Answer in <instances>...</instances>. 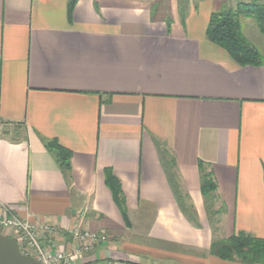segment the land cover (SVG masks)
I'll return each instance as SVG.
<instances>
[{
  "label": "crops",
  "instance_id": "1",
  "mask_svg": "<svg viewBox=\"0 0 264 264\" xmlns=\"http://www.w3.org/2000/svg\"><path fill=\"white\" fill-rule=\"evenodd\" d=\"M68 3L0 0V217L53 251L71 252L75 230L108 236L77 264H243L211 247L264 239V36L244 34L263 62L240 66L207 39L214 0H187L185 20L175 1L168 17L156 0ZM200 164L225 208L217 225Z\"/></svg>",
  "mask_w": 264,
  "mask_h": 264
},
{
  "label": "trees",
  "instance_id": "2",
  "mask_svg": "<svg viewBox=\"0 0 264 264\" xmlns=\"http://www.w3.org/2000/svg\"><path fill=\"white\" fill-rule=\"evenodd\" d=\"M79 0H69L68 11L71 15ZM187 0L179 1V11L182 20L186 18ZM252 18L256 21L260 33L264 36V5L253 1L241 3L236 9L226 11H214L206 31L207 39L223 48L231 58L240 66H260L263 59L260 53L252 47L243 32V19ZM170 24V23H169ZM49 148L55 153L57 161L62 169L70 168V152L53 142ZM201 193L208 205V212L220 219L225 212L222 207L214 212L217 185L211 171L200 164ZM107 186L113 193L116 204L125 211L123 193L119 181L110 170L106 171ZM191 217V216H189ZM211 253L225 261H239L243 264H264V239L255 238L246 233H238L229 238L216 239L212 243Z\"/></svg>",
  "mask_w": 264,
  "mask_h": 264
},
{
  "label": "built area",
  "instance_id": "3",
  "mask_svg": "<svg viewBox=\"0 0 264 264\" xmlns=\"http://www.w3.org/2000/svg\"><path fill=\"white\" fill-rule=\"evenodd\" d=\"M6 230L11 232L9 237L18 242L23 255L30 256L41 264H77L85 254L109 241L106 234L75 230L72 233L71 252L53 251L54 243L46 244L37 228L13 214L0 217V232ZM42 232L50 239L58 235V231L49 226L44 227Z\"/></svg>",
  "mask_w": 264,
  "mask_h": 264
},
{
  "label": "rangeland",
  "instance_id": "4",
  "mask_svg": "<svg viewBox=\"0 0 264 264\" xmlns=\"http://www.w3.org/2000/svg\"><path fill=\"white\" fill-rule=\"evenodd\" d=\"M157 3L154 6V11L158 16L168 17L171 12V2H177L179 6V1L181 0H156ZM204 0H198L201 2ZM216 2L218 11H226L236 9L237 6L241 3H250L253 1H258L264 5V0H214ZM203 3V2H202ZM243 31L244 34L248 37L251 44L258 45V38H261V34L257 29L256 21L252 18L243 19ZM215 207V206H214ZM212 208V212L216 211L215 208ZM217 217L213 216V222L217 225Z\"/></svg>",
  "mask_w": 264,
  "mask_h": 264
},
{
  "label": "water",
  "instance_id": "5",
  "mask_svg": "<svg viewBox=\"0 0 264 264\" xmlns=\"http://www.w3.org/2000/svg\"><path fill=\"white\" fill-rule=\"evenodd\" d=\"M0 264H41L30 256L23 255L18 242L0 234Z\"/></svg>",
  "mask_w": 264,
  "mask_h": 264
}]
</instances>
